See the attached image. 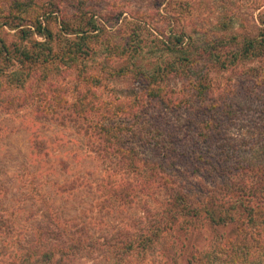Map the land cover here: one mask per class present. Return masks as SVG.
<instances>
[{
	"label": "rangeland",
	"instance_id": "rangeland-1",
	"mask_svg": "<svg viewBox=\"0 0 264 264\" xmlns=\"http://www.w3.org/2000/svg\"><path fill=\"white\" fill-rule=\"evenodd\" d=\"M11 1L0 0V10H8ZM36 2L44 12H54L45 19L46 27L61 47L66 39H75L65 35L67 30L78 25L87 30L83 24L88 16L102 29L86 40L89 55L56 63L58 71L48 78L47 90H65L67 103L74 104L84 90H93L96 101L89 98V102L130 101L135 107V94L143 90L175 91L181 105L150 107L137 118H123L115 124L122 142L137 148L141 157L163 165L169 161L168 173L188 195L213 196L215 191L213 179L192 175L199 166L194 160L198 153L209 151L224 165L222 157L232 145L237 147L235 153L228 152L233 161L264 160V87L258 85L264 60L222 56L232 46L235 50L239 35H246L255 20H264V0ZM235 16L240 17L233 20ZM225 19L228 23L222 26ZM33 39L45 41L39 34ZM182 46L190 50L192 64L178 52ZM143 74L150 76V85L143 81ZM36 79L25 89L33 91L27 105L11 110L0 106V264H22L31 257L34 264H169L175 257L176 232L164 233L152 249L123 260L106 253L109 242L134 240L141 230L144 233L158 222V202L166 201V191L158 185L151 193L138 191L131 204L110 199V189L135 181L134 174L113 149L101 147L97 119L87 121L72 112L66 115L63 102L56 107L63 112L59 116L44 108L39 96L47 83ZM197 81L208 83L213 96L227 93L236 112V118L225 120L223 131L209 141L199 135L205 117L197 111L191 86ZM39 106L46 117L38 115ZM10 213L17 216L13 227L1 221ZM225 231L207 226L194 233L192 241L201 250L213 252L217 264H224L215 247L222 242L216 236ZM73 238L95 247L84 244L67 255ZM256 264H264V255Z\"/></svg>",
	"mask_w": 264,
	"mask_h": 264
},
{
	"label": "trees",
	"instance_id": "trees-1",
	"mask_svg": "<svg viewBox=\"0 0 264 264\" xmlns=\"http://www.w3.org/2000/svg\"><path fill=\"white\" fill-rule=\"evenodd\" d=\"M53 13L44 12L36 0H12L8 10H0V106L11 110L27 105L29 99L33 97V91L25 89L28 88L29 83H35L38 77L47 83L39 96V102H44V108L51 110L54 116H59L63 112L56 107L59 102H63L61 105L65 107L62 111L66 115L72 112L87 121L92 118L97 119L98 126L95 128L99 132V140L103 143L101 147L104 150L113 149L126 170L134 174L135 181H123L110 189V199L131 204L138 191L151 193L156 185L166 191V201L158 202L161 207L158 222L151 225L148 230H144V233L141 230L140 237L137 236L138 238L134 240L109 242L105 245L106 253H112L116 258L123 260L129 254L139 255L152 249L154 242L164 233L176 232L175 257L170 258L169 264H217L213 252L201 250L192 241L194 233H199L202 228L208 226L214 230L228 229L222 236H216L222 242L218 243L215 250L221 253L224 264H256L264 255V160L256 158L255 162L238 159L233 161L228 152L235 153L237 147L232 145H228V152L225 151L227 154L222 157L226 161L224 165L219 163L221 158L217 160V157H212L209 151L198 153L197 157L194 156V160L196 166L197 164L199 166L192 175L208 176L213 179L215 191L213 196L196 193L199 197L196 198L194 195H188L185 190L180 189L173 174L168 173L166 168L170 166L169 161H165L163 165L144 159L137 148L122 142L121 137L118 136L122 134L117 133L116 130L118 121L129 117L137 118L150 107L181 105L183 102L175 98V91L158 88L143 90L142 93L135 94V103L138 104L135 107L130 101H117L112 105L89 102V98L95 100L97 97L93 90H84L77 96L74 104L67 103L65 90H47L50 82L48 78L58 71L56 63L61 65L65 61H74L79 56L89 55V51L85 49V42L88 37H95L101 33L102 29L93 16L86 14L89 18L86 17L83 26L87 30L80 28V25L67 30L65 35L75 36V39H66L65 46L61 47L53 33L46 27L45 19ZM237 17H233V20H238ZM225 23H228L226 19L221 25L224 26ZM254 24L252 29L247 30L246 35H239L240 40L235 45V50L233 46L230 51L221 50L223 57L233 55L234 58L244 61L264 60V20H255ZM7 31L14 33L10 36ZM38 34L45 39L44 42L33 39ZM9 37L14 40H10ZM177 43L182 44L181 40ZM178 52L183 53L188 64L193 63L189 57L190 50H187L186 46H182ZM36 69H39V74L35 72L38 71ZM143 75V81H147L150 85L152 81L148 79L150 76ZM149 85L147 84V87ZM258 85L264 87V75L258 80ZM191 86L195 93L197 111L205 117L199 135L205 141H209L216 135L218 137L223 131L225 120L236 118L233 102L225 92L213 96L208 83L197 81L192 82ZM20 92H24V98L20 96ZM256 96L259 100L262 99V95L254 97ZM261 102L264 103V100ZM53 106H55L54 111L51 109ZM42 107L39 106L37 113L46 117L41 110ZM62 119L65 117L63 116ZM143 138H147V135L141 137L142 140H146ZM203 172L205 175L200 174ZM216 188H221L222 191H216ZM9 215L7 219L4 217L1 221L13 227L17 216L14 213ZM57 226L61 228L59 223ZM70 233L72 232H67L68 235ZM84 244L95 247L92 242L83 243L73 238L71 244L66 247L67 255L73 250H81ZM32 259L34 258L24 259L22 264H34Z\"/></svg>",
	"mask_w": 264,
	"mask_h": 264
}]
</instances>
